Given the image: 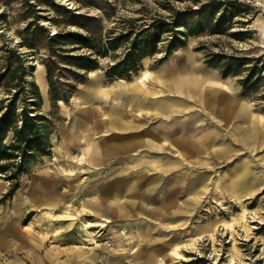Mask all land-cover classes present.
Instances as JSON below:
<instances>
[{
    "label": "rangeland",
    "instance_id": "374dc122",
    "mask_svg": "<svg viewBox=\"0 0 264 264\" xmlns=\"http://www.w3.org/2000/svg\"><path fill=\"white\" fill-rule=\"evenodd\" d=\"M57 31H87L106 53L48 48ZM122 34L116 49L103 48ZM76 54L96 68L67 63ZM212 55L218 66L206 62ZM232 57L239 66L223 75ZM17 63L26 67L23 90L9 73ZM46 63L54 80L74 85L68 101L51 99ZM16 90L18 107L40 97L48 146L9 197L0 174L10 232L0 236L1 262L264 264V0H0V104ZM93 110L113 120L102 143L136 142H113L94 161L67 147L64 130L100 123ZM40 172L53 193L35 203L30 183ZM16 196L25 202L12 216Z\"/></svg>",
    "mask_w": 264,
    "mask_h": 264
},
{
    "label": "trees",
    "instance_id": "16d2710c",
    "mask_svg": "<svg viewBox=\"0 0 264 264\" xmlns=\"http://www.w3.org/2000/svg\"><path fill=\"white\" fill-rule=\"evenodd\" d=\"M233 4V3H230ZM68 11V9H66ZM75 17L81 18L78 14ZM156 25V24H154ZM153 25V26H154ZM32 24L29 23L24 29V39L28 47L37 45L33 41V30H31ZM91 33L87 31H57L52 35H46V42L48 48L54 44H63L69 42L73 46V50L79 48H85L91 53H96L98 56L105 55V51L101 50V47L95 43V40L91 37ZM125 38L122 34L118 37H109L103 45L105 50L116 49L120 42ZM54 43V44H53ZM52 48V47H51ZM60 50H64L59 47ZM105 52V53H104ZM69 61L67 63L73 64L76 62L78 69L82 71H88L96 68V59L91 58L86 54L67 55ZM218 55H212L206 62L211 66H218L219 61ZM240 60L238 58H230L229 61L221 64V72L223 75L228 73H234L236 68L239 66ZM26 67L23 65L16 64L10 73L11 78L18 79V83L15 85L17 88H22L24 77L26 73ZM46 76L49 86V93L53 101L63 100L68 101L74 85L66 84L64 87L59 81L54 80L55 75L53 69L49 63L45 64ZM252 72L242 81V85L247 86L251 81ZM18 90L9 98L7 104L4 106V102L0 104V112L3 108L5 111L0 113V174L3 175L4 179L10 181V187L5 193V197L11 196L17 188V178L23 172H29L30 169L27 167L28 162L36 154H44L46 147L48 146L47 131L45 124L47 123L46 118L38 110L40 97L35 92L34 100L23 99L24 105L18 107L16 105ZM6 130L11 131V138L9 142H5Z\"/></svg>",
    "mask_w": 264,
    "mask_h": 264
},
{
    "label": "crops",
    "instance_id": "0c3cea01",
    "mask_svg": "<svg viewBox=\"0 0 264 264\" xmlns=\"http://www.w3.org/2000/svg\"><path fill=\"white\" fill-rule=\"evenodd\" d=\"M95 80V79H94ZM98 84H96V81H92V83L86 87L87 90H93L95 91L98 88ZM97 112V114L101 117L100 123H97L94 121L91 126L88 128V125L86 126L87 132L84 131H78L75 132L73 129L69 128L63 131L62 135L64 137L65 145L67 147H70L72 149H79L82 153H86L85 158H89V160L94 161L98 156L100 155H110L112 150H113V142H116L119 146L125 147V144L129 140L131 143H135L137 139H133L130 137V139H127L126 137L124 138H118L113 141H109L106 143H102L100 141V136L104 137L102 131H107L104 130L105 127H109L110 125L113 124V120L109 118V115L105 113V111L100 110V111H94ZM84 113V112H83ZM88 114L85 115L82 114L80 117L78 116H71L72 120H80L83 118H86ZM92 132L93 134H98L97 136L93 137V134L90 135L89 133ZM108 135V134H106ZM107 148H106V147ZM34 177H39L41 180L40 184L41 186L39 188H36L35 184L33 183ZM51 180L50 177L46 174V172H40L38 174H35L32 177L31 183H30V192H31V198L36 199L35 203H39V201H45V200H50L52 199V186H50ZM54 185V184H53ZM28 199V198H27ZM13 206L11 209H9L8 213L11 214L12 216H17L20 213V206L25 202L21 197L16 196L15 200L13 201ZM4 212L0 210V236L1 237H6L10 232L8 230L7 225H4L2 219L4 217ZM2 255L0 254V264H16L13 261H6V262H1Z\"/></svg>",
    "mask_w": 264,
    "mask_h": 264
},
{
    "label": "bare ground",
    "instance_id": "6f19581e",
    "mask_svg": "<svg viewBox=\"0 0 264 264\" xmlns=\"http://www.w3.org/2000/svg\"><path fill=\"white\" fill-rule=\"evenodd\" d=\"M147 74V72H145L142 76L144 77ZM170 77V76H169ZM207 101V100H206ZM210 101V100H209ZM211 102V101H210ZM223 103V102H222ZM37 188V187H36Z\"/></svg>",
    "mask_w": 264,
    "mask_h": 264
}]
</instances>
